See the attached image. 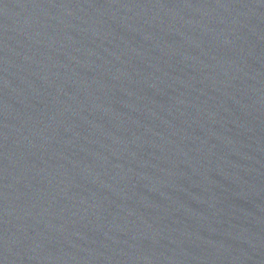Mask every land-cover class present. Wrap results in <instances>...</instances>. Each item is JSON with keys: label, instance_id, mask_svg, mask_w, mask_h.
I'll return each instance as SVG.
<instances>
[{"label": "water", "instance_id": "95a60500", "mask_svg": "<svg viewBox=\"0 0 264 264\" xmlns=\"http://www.w3.org/2000/svg\"><path fill=\"white\" fill-rule=\"evenodd\" d=\"M0 264H264V0H0Z\"/></svg>", "mask_w": 264, "mask_h": 264}]
</instances>
